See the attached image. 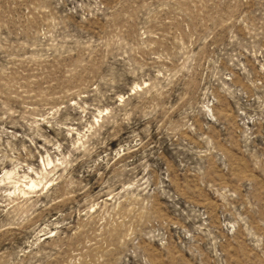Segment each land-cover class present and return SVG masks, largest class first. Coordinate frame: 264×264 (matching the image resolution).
Masks as SVG:
<instances>
[{
  "label": "rangeland",
  "instance_id": "374dc122",
  "mask_svg": "<svg viewBox=\"0 0 264 264\" xmlns=\"http://www.w3.org/2000/svg\"><path fill=\"white\" fill-rule=\"evenodd\" d=\"M0 264H264V0H0Z\"/></svg>",
  "mask_w": 264,
  "mask_h": 264
}]
</instances>
